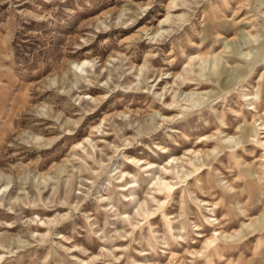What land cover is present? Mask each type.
<instances>
[{
  "label": "rangeland",
  "instance_id": "1",
  "mask_svg": "<svg viewBox=\"0 0 264 264\" xmlns=\"http://www.w3.org/2000/svg\"><path fill=\"white\" fill-rule=\"evenodd\" d=\"M263 126L264 0H0V264H264Z\"/></svg>",
  "mask_w": 264,
  "mask_h": 264
},
{
  "label": "bare ground",
  "instance_id": "2",
  "mask_svg": "<svg viewBox=\"0 0 264 264\" xmlns=\"http://www.w3.org/2000/svg\"><path fill=\"white\" fill-rule=\"evenodd\" d=\"M163 21V20H162ZM164 22V21H163ZM162 22H160V25L161 26H163V24L164 23H162ZM159 31V30H158ZM83 64L82 65H84V63H86V61H83L82 62ZM79 66V65H78ZM254 108H256V106H254ZM264 127V126H263ZM262 127V128H263ZM253 132H254V130H253V128H252V126H247V125H244L243 127H242V135H241V138H243V140H244V142H246V141H249V140H251L250 139V136L251 135H253ZM191 152H194L193 150L191 151ZM186 153V152H185ZM188 154H190V153H188ZM176 157V156H175ZM184 157V156H183ZM177 158V157H176ZM132 160V159H131ZM173 160V159H172ZM171 160V161H172ZM175 160V159H174ZM179 160V159H178ZM170 163V162H169ZM162 179V178H161ZM166 181H164V183H165Z\"/></svg>",
  "mask_w": 264,
  "mask_h": 264
}]
</instances>
